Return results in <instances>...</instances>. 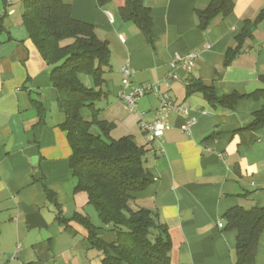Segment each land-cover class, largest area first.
Masks as SVG:
<instances>
[{
	"label": "crops",
	"instance_id": "0c3cea01",
	"mask_svg": "<svg viewBox=\"0 0 264 264\" xmlns=\"http://www.w3.org/2000/svg\"><path fill=\"white\" fill-rule=\"evenodd\" d=\"M64 1L72 17L93 25L111 49L103 96L96 103L100 120L113 126L111 139L130 136L146 150L153 182L134 195L130 207L152 211L168 228L170 264H235L238 233L224 228L223 217L238 206L264 207V130H245L264 102L244 98L235 111L214 108L203 94L188 95V86L199 81L218 98L264 88V17L226 63L227 53L239 47L245 22L264 14V0H234L231 16L215 20L207 31L198 27L196 12L210 0H145L153 44L120 17L124 0L105 7L97 0ZM23 11L22 0H0V263L104 264L105 251L92 244L89 230L75 217H88L107 245L117 235L102 225L87 193L76 191L72 149L60 127L65 115L50 68L23 24ZM191 52L199 55L194 69H178L179 80L169 89L174 104L186 110H163L153 94L138 100L137 111L120 100L123 69L131 71L132 86L163 84L175 55ZM85 76L80 75L82 83L95 88ZM81 114L92 122V110ZM142 119L164 123L163 136L148 143ZM192 120L189 131L183 130ZM255 263L264 264V232Z\"/></svg>",
	"mask_w": 264,
	"mask_h": 264
},
{
	"label": "trees",
	"instance_id": "16d2710c",
	"mask_svg": "<svg viewBox=\"0 0 264 264\" xmlns=\"http://www.w3.org/2000/svg\"><path fill=\"white\" fill-rule=\"evenodd\" d=\"M105 7L112 0H97ZM23 24L40 56L50 68L53 87L58 93V104L65 115L60 125L68 135L72 149L70 166L77 179V192H85L102 225L117 235L107 245L95 235L97 227L91 220L76 216L90 232L93 245L105 251L104 264H170L172 241L168 228L157 215L147 209L130 207L134 195L145 191L153 178L145 167L146 150L130 137L110 138L112 125L99 118L96 103L102 98L104 74L111 66V49L107 41L98 37L93 25L72 17V8L64 0H22ZM234 0H210L209 6L197 11L198 27L207 31L212 22L227 18L234 11ZM119 14L125 23L136 25L150 44H153L152 12L145 0H124ZM264 17L246 21L237 37L239 47L229 51V64L243 48L244 41ZM91 76L95 88L86 87L80 75ZM264 82V76L261 78ZM201 93L214 108L237 109L244 98L262 99L264 88L241 96L232 93L218 98L212 88L199 81L188 86V95ZM93 112V120H85L83 109ZM264 130V104L255 113L254 121L245 129ZM228 231H237L235 264H256L259 240L264 232V207L245 209L242 206L224 215Z\"/></svg>",
	"mask_w": 264,
	"mask_h": 264
},
{
	"label": "built area",
	"instance_id": "2783aa9c",
	"mask_svg": "<svg viewBox=\"0 0 264 264\" xmlns=\"http://www.w3.org/2000/svg\"><path fill=\"white\" fill-rule=\"evenodd\" d=\"M110 21H113L110 17ZM122 42H125L124 37H120ZM198 54L196 52H191L186 55H175L170 63L172 71L169 73L168 77L165 79L164 83H153V84H142L139 86H132L130 83L131 71L128 68L123 69L125 78L123 79V92L119 95L120 100L127 105V107L132 111H137L138 100L144 96L153 94L157 96L160 101L161 109L163 110H186L182 106H176L171 98L169 89L172 81H178L179 76L177 74L178 69H182L187 73H191L194 69L195 63L198 59ZM141 117H144V113H140ZM194 121H189L183 127V130L189 131ZM140 128L145 135L148 143H153L157 139L161 138L164 134L166 126L161 121H156L154 123L146 122L141 120ZM161 152H164L162 149ZM219 227L223 228V224L219 223ZM5 264V263H0Z\"/></svg>",
	"mask_w": 264,
	"mask_h": 264
},
{
	"label": "rangeland",
	"instance_id": "374dc122",
	"mask_svg": "<svg viewBox=\"0 0 264 264\" xmlns=\"http://www.w3.org/2000/svg\"><path fill=\"white\" fill-rule=\"evenodd\" d=\"M85 78H88V79H90V81H91V82L93 81L92 77L85 76ZM87 87H88V86H87Z\"/></svg>",
	"mask_w": 264,
	"mask_h": 264
}]
</instances>
